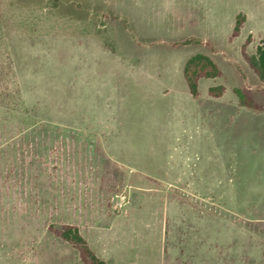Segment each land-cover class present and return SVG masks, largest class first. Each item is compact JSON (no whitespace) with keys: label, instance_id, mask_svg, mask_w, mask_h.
I'll return each instance as SVG.
<instances>
[{"label":"rangeland","instance_id":"rangeland-1","mask_svg":"<svg viewBox=\"0 0 264 264\" xmlns=\"http://www.w3.org/2000/svg\"><path fill=\"white\" fill-rule=\"evenodd\" d=\"M263 35L264 0H0V264H81L61 225L107 264H264Z\"/></svg>","mask_w":264,"mask_h":264},{"label":"trees","instance_id":"trees-1","mask_svg":"<svg viewBox=\"0 0 264 264\" xmlns=\"http://www.w3.org/2000/svg\"><path fill=\"white\" fill-rule=\"evenodd\" d=\"M67 5V4H65ZM70 5V4H68ZM63 7V6H62ZM244 22V16L238 14L235 19V25L232 35L236 36ZM31 31V30H30ZM186 42L185 44L189 43ZM245 59L250 69L255 73L258 80L264 83V35L256 46L254 54L245 55ZM182 75L189 94L196 98L199 95L198 82L200 79H214L220 75V71L210 57L203 54H195L188 58L184 63ZM224 88L221 85L209 87L207 95L211 98H218L223 95ZM235 92L240 96L239 104L241 106L256 107L259 111L264 110L263 106L248 105L238 90ZM48 231L59 240L69 244L78 254L81 264H107L98 258L88 246L86 240L81 236L78 227L72 225H61L59 227L49 226Z\"/></svg>","mask_w":264,"mask_h":264}]
</instances>
